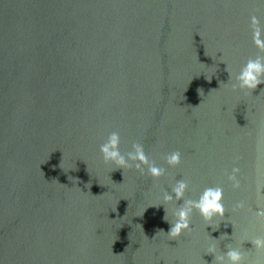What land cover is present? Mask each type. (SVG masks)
Wrapping results in <instances>:
<instances>
[{
  "label": "water",
  "instance_id": "1",
  "mask_svg": "<svg viewBox=\"0 0 264 264\" xmlns=\"http://www.w3.org/2000/svg\"><path fill=\"white\" fill-rule=\"evenodd\" d=\"M253 16L264 38V0H0V264H264V84L238 79L264 57ZM113 132L127 167L101 153Z\"/></svg>",
  "mask_w": 264,
  "mask_h": 264
},
{
  "label": "clouds",
  "instance_id": "2",
  "mask_svg": "<svg viewBox=\"0 0 264 264\" xmlns=\"http://www.w3.org/2000/svg\"><path fill=\"white\" fill-rule=\"evenodd\" d=\"M252 26H253V41L255 45L262 51H264V38H262V29L259 27V21L255 16L252 17ZM240 81L241 88H247L255 90L258 85L264 84V57H257L256 59H249L246 65L243 67L242 71L238 77ZM120 138L119 134L113 132L108 140L101 145V153L105 161H113L118 168L127 167V162L124 156L119 151ZM136 151L134 154H130V158L138 160L142 163L147 162V157L144 154L143 147L141 145H135ZM168 163L171 165L178 164L180 162V153L173 152L167 157ZM139 167V165H137ZM151 175L159 176L162 174V170L153 166L149 169ZM239 171L238 168H233V174L230 175L229 179L234 182V187H239V181L236 179L235 173ZM186 185L181 181L178 183V187L174 189L177 194V198H180L183 195V190ZM222 195L223 191L221 188H207L204 193L201 195L200 199L195 202V206L199 209L201 215L206 219L210 220L214 215H224V206L222 204ZM170 199V197H166ZM191 203V202H189ZM243 203H239L237 207L242 208ZM166 213V210H165ZM187 211H180V219L174 224L171 225L168 233L171 237H178L181 232L189 227L187 220ZM256 215L259 217H264V209L257 210ZM167 213L164 216V219L167 221ZM170 223V222H169ZM215 230V228L213 229ZM160 231H163L161 229ZM251 244L254 245L257 249H264V237H258L255 240L251 241ZM227 256L228 264H242L243 256L241 252L237 249L229 248L225 253ZM223 257H214L213 264H218L222 261Z\"/></svg>",
  "mask_w": 264,
  "mask_h": 264
}]
</instances>
